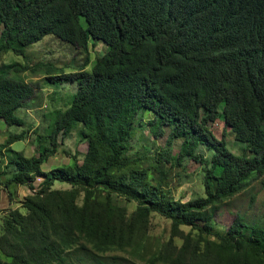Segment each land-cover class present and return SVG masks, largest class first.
<instances>
[{
    "label": "trees",
    "instance_id": "1",
    "mask_svg": "<svg viewBox=\"0 0 264 264\" xmlns=\"http://www.w3.org/2000/svg\"><path fill=\"white\" fill-rule=\"evenodd\" d=\"M47 35L85 57L70 72L54 62L0 63L7 126L25 124L15 111L35 91L20 72L42 69L48 84H75L71 100L36 135L34 155L11 147L26 129L0 143V189L10 202L11 186L30 190L18 206L0 210V264H62L81 249L138 251L152 214L170 221L167 251L157 258L168 264H264V226L236 214L225 232L212 228L219 203L264 177V0H0V59L26 57ZM95 40L106 50L92 61L86 53ZM145 111L153 113L154 138L169 129L163 146L152 143V156L137 137ZM217 120L220 138L212 130ZM75 128L87 144L82 158L63 148L70 162L43 170ZM227 130L251 156L228 149ZM175 138L182 141L172 160ZM190 160L201 165L204 195L183 202L164 183L173 167L183 183ZM116 196L134 201V210L115 204Z\"/></svg>",
    "mask_w": 264,
    "mask_h": 264
},
{
    "label": "rangeland",
    "instance_id": "2",
    "mask_svg": "<svg viewBox=\"0 0 264 264\" xmlns=\"http://www.w3.org/2000/svg\"><path fill=\"white\" fill-rule=\"evenodd\" d=\"M106 50V45L100 41L95 40L89 43L88 57L94 60L95 56L101 55ZM85 54L80 50L72 46L71 44L61 41L60 39L47 35L42 40L36 42L30 46L26 51V57L22 55H15L11 52L6 53L0 59V63L11 62L15 60L20 63L28 62L36 65L41 62H54L57 65L62 66L65 72H70L76 69V67L83 62ZM25 59V61H24ZM93 63V62H92ZM92 65V64H91ZM91 65L87 68L90 69ZM19 77L29 82L34 86V94L28 102L25 108H18L15 113L21 116L25 120L23 126L11 125L7 126L0 120V143L4 142L10 133H19L23 129L28 131V135L25 139L18 140L12 143L11 147L17 151H23L27 156L34 155L36 153V135L44 134L50 124L53 123L56 117L54 108H64L71 100V93L75 89L74 83H62L58 85L48 84L44 80L45 72L40 69L37 71L26 70L18 74ZM153 117V113L145 111L142 114L143 126L140 127L137 137L142 136V139L146 148L149 149L150 155L153 153L152 143L155 142L156 146H163L165 144L169 129L166 127L162 136L154 138V129L148 125V120ZM223 123L221 120H217L212 126V130L216 137H221V131ZM75 128L71 133L65 137L63 144H60L57 152L48 158V160L42 164L43 170H49L55 166L61 164H68L70 158L63 152L65 148L70 153H78L79 159L87 149V144L84 141L79 140V136ZM227 147L233 153L238 155L245 154L251 156V153L244 152V144L235 142L234 134L227 130L226 134ZM182 139L175 138L172 144L171 159L174 160L180 149ZM137 147L133 146L130 154L137 153ZM145 149L146 151H148ZM7 160V156L3 158L1 167L4 166ZM148 162H143V166H147ZM179 168H172L165 180V188H170V194L174 199L180 201H187L192 198L204 195L203 182L201 178V165L198 162L190 160L185 167L186 174L189 177L183 176L185 181L178 185L180 180L177 175ZM157 176V173H154ZM182 176V175H181ZM261 177H251L248 180L247 186L236 193L229 199H226L216 206L213 212L212 228L213 232L222 233L225 232L236 214L242 216L246 223H256L260 226H264V185ZM41 178H35L34 185L38 188L41 182ZM55 188L68 187L65 183L55 182ZM10 189H15L16 200L21 199L28 193V187L26 185L11 186ZM114 203L126 208V212L130 214L135 207L134 201H125L123 198L116 196L113 198ZM12 206L17 203L11 204ZM10 206L8 194L6 190L0 189V210H3ZM184 232L189 231L188 226H181ZM194 234L192 233V236ZM215 235H210V238L216 239ZM194 238V236H193ZM142 244L144 246L138 251H132L130 248L126 249H111L105 253H98L91 250H79L67 252L66 258L62 264H168L167 261L157 259L158 256L167 251L168 239H170V221L160 217L158 214H152L150 217L149 225L147 228L142 229ZM177 247L181 245L182 239L176 237L175 239ZM169 250H173L172 247ZM0 258L3 255L0 253ZM156 258V259H155Z\"/></svg>",
    "mask_w": 264,
    "mask_h": 264
},
{
    "label": "crops",
    "instance_id": "3",
    "mask_svg": "<svg viewBox=\"0 0 264 264\" xmlns=\"http://www.w3.org/2000/svg\"><path fill=\"white\" fill-rule=\"evenodd\" d=\"M44 163H45V162H44ZM41 167H42V165H41ZM22 186H23V185H22ZM34 186H35V185H34ZM35 187H36V186H35ZM36 188H37V187H36ZM29 193H30V190L28 189V193H27V194H29ZM15 194H16V191H15V189H14V196H15ZM25 195H26V194H25ZM25 195H24V196H25ZM14 198H15V197H14ZM14 198H13V200L10 202V206H12L11 204H13L14 202L17 203V205H15V206H18V205L20 204V201L22 200L23 197H22L21 199H18V200L14 199ZM8 199H9V198H8ZM15 206H14V207H15Z\"/></svg>",
    "mask_w": 264,
    "mask_h": 264
}]
</instances>
